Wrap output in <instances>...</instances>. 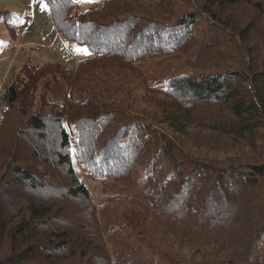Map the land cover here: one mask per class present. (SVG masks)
Masks as SVG:
<instances>
[{"label": "trees", "instance_id": "obj_1", "mask_svg": "<svg viewBox=\"0 0 264 264\" xmlns=\"http://www.w3.org/2000/svg\"><path fill=\"white\" fill-rule=\"evenodd\" d=\"M46 3L92 56L4 87L0 264H264V0Z\"/></svg>", "mask_w": 264, "mask_h": 264}, {"label": "rangeland", "instance_id": "obj_2", "mask_svg": "<svg viewBox=\"0 0 264 264\" xmlns=\"http://www.w3.org/2000/svg\"><path fill=\"white\" fill-rule=\"evenodd\" d=\"M102 1L76 2L77 6L72 12L96 7ZM243 8L239 6L237 13L246 15V9ZM76 48L86 49V53L76 51ZM91 56L92 52L85 45L69 41L57 31L49 5L48 10L42 11L40 0H0V102L5 85L12 81L17 83L24 65L59 63L65 69H72L78 61ZM38 92H44L41 83L36 93ZM48 97L51 98L50 95ZM2 134L6 135L4 132ZM73 165L79 181L89 190L92 201L96 204L101 196L100 178L86 173L75 158ZM79 204L81 205L80 200H65L64 205L68 207L70 217L76 218Z\"/></svg>", "mask_w": 264, "mask_h": 264}, {"label": "snow or ice", "instance_id": "obj_3", "mask_svg": "<svg viewBox=\"0 0 264 264\" xmlns=\"http://www.w3.org/2000/svg\"><path fill=\"white\" fill-rule=\"evenodd\" d=\"M51 2L55 3L56 0H51ZM74 2H77V3H92V2H94V0H74ZM40 4H41V10L42 11L48 10V5L46 3V0H40ZM75 50L86 53V49L76 48Z\"/></svg>", "mask_w": 264, "mask_h": 264}]
</instances>
